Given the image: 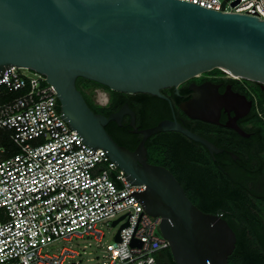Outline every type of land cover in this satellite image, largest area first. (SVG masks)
Segmentation results:
<instances>
[{"label":"water","instance_id":"1","mask_svg":"<svg viewBox=\"0 0 264 264\" xmlns=\"http://www.w3.org/2000/svg\"><path fill=\"white\" fill-rule=\"evenodd\" d=\"M10 66L44 74L69 126L88 145L106 150L132 183L145 185L138 197L145 211L161 217L159 231L176 264H229L236 242L233 229L218 214L199 209L169 169L148 162L145 142L173 130L210 153L220 150L176 119L137 128L127 103L108 115L95 113L76 79L165 98L161 89H176L218 68L264 87V21L183 0H0V74ZM189 89L193 95L179 104L189 117L216 124L223 109L228 114L225 126L249 135L237 124L251 107L244 94L230 85L220 93L211 82L190 84ZM124 115L129 116L130 131L141 134L133 150L104 128L110 121L120 126Z\"/></svg>","mask_w":264,"mask_h":264},{"label":"built area","instance_id":"2","mask_svg":"<svg viewBox=\"0 0 264 264\" xmlns=\"http://www.w3.org/2000/svg\"><path fill=\"white\" fill-rule=\"evenodd\" d=\"M183 1L264 21V0H226L222 10V0ZM0 130L17 147L4 156L0 144V264H65L86 251L48 255L42 248L58 239H100L97 224L109 218L122 221L113 241L100 257L74 264H158L169 241L161 217L138 197L145 185L132 183L106 150L69 126L44 74L15 66L0 74Z\"/></svg>","mask_w":264,"mask_h":264},{"label":"trees","instance_id":"3","mask_svg":"<svg viewBox=\"0 0 264 264\" xmlns=\"http://www.w3.org/2000/svg\"><path fill=\"white\" fill-rule=\"evenodd\" d=\"M208 72L215 75L224 74L218 68ZM227 81L237 86L240 92L252 101L251 113L241 125L244 131L250 133V137L244 138L232 132L233 137L243 141V146L237 150L241 156L239 163H230L229 157L222 163L219 158L222 169L217 160L211 157L191 156L186 147L190 139L179 132L161 136L157 133L148 138L145 142L149 150L148 162L161 163L156 150L158 143H172L170 158L186 195L203 212L221 214L236 235L235 247L228 257V263L264 264V87L245 79L227 78ZM76 87L95 113L108 115L127 103L136 115L135 123L138 128L152 126L158 120V111L154 104L148 106L142 102L145 98L151 102L147 93L127 94L112 91L82 77L76 79ZM96 87L108 90L111 95L108 104L93 103L87 90ZM14 95L15 93H7V96ZM211 126L214 129L219 127L216 124ZM104 128L114 141L130 150H133L141 139V135L130 131L127 119L122 120L120 126L110 121ZM8 134L0 130V144L5 147L4 156L17 151ZM156 259L158 264H176L169 249L158 252Z\"/></svg>","mask_w":264,"mask_h":264},{"label":"flooded vegetation","instance_id":"4","mask_svg":"<svg viewBox=\"0 0 264 264\" xmlns=\"http://www.w3.org/2000/svg\"><path fill=\"white\" fill-rule=\"evenodd\" d=\"M227 78H231V77L228 75H225V74L215 75V74H212L210 72H204V73L199 74L198 76L192 77V78L186 80L185 82L181 83L180 85L177 86L176 89L173 87L161 89L160 92L164 95L165 98L149 94L150 96L148 97V100L150 99L152 103L146 101V98H145V101H142L144 105L152 106L154 104L155 109L158 111V114L156 116L158 118V120L156 121V124L159 121L164 120V119H170V120L176 119L182 126L187 128L191 132L198 134L201 137L207 139L209 142H211L217 149L220 150L219 152L210 153L205 145H203L200 142H196V141H194V140H192L186 136L187 138L190 139L189 143L186 147H187L188 153H190L191 156L196 155V156H202L205 158L211 157L213 160H217L218 165L220 167L222 166V164L219 163V158L222 161V163L225 162L224 160L227 157L230 158V161H231V162L229 161L230 163H234V164L239 163L241 156L239 155L237 150L243 146V141L240 140L236 136L233 137V135H232V132H235L236 134H238V133L234 129H232L228 126H225V122L228 118L227 112H225L223 109L221 110L219 122L216 123V125L219 127L214 129L211 126V124H215V123H210L207 121H203L200 119L189 117L186 113H184L181 110V108L179 107V104L183 101L188 100L193 95L194 91L189 89L190 84L198 86L202 83L211 82L213 84L218 85V91L220 93H223L226 89V86L230 85L231 89L233 91L242 93L237 88V86H235L233 83L227 81ZM185 86H186V88H185ZM96 88H101V87H96ZM102 89L104 90V92L106 94L104 97V102L103 103L98 102L97 99L96 100L93 99V103L96 105H106L110 102V98H111L110 93L108 92V90H106L104 88H102ZM246 98H247V96H246ZM251 110H252V101H251L250 110L247 112V114L244 115L243 117L237 119V124L241 129H243V127L241 125L246 120L247 116L250 115ZM113 111H117V110H113ZM230 115H233L232 111H230ZM125 119H127L129 121V116L124 115L122 120H125ZM135 120H136V115H135ZM135 126H136V123H135ZM148 127H150V126H148ZM145 128H147V127H145ZM171 132H178V131H173V130L162 131V132H159L158 136H161L162 134L171 133ZM245 132L249 134L247 137L241 136L239 134L238 135L241 137H244V138H249L250 133L247 131H245ZM179 133H181V132H179ZM137 134L141 135L140 133H137ZM158 144L159 145L156 148V150L158 151L159 161L161 163H157V164L162 165V166L166 167L167 169H169L170 172L174 175V177L178 180L175 169H174L173 164H172L173 163L172 159L170 158L171 151H172V146H171L172 143L166 142V141H163V142L161 141ZM168 151H170V152H168ZM148 152H149V150L147 149V161H148ZM165 158H167V159H165ZM150 163H152V162H150ZM222 169H223V166H222Z\"/></svg>","mask_w":264,"mask_h":264},{"label":"rangeland","instance_id":"5","mask_svg":"<svg viewBox=\"0 0 264 264\" xmlns=\"http://www.w3.org/2000/svg\"><path fill=\"white\" fill-rule=\"evenodd\" d=\"M225 75H227L224 72ZM90 96L98 102H104L105 92L102 88H94L87 90ZM116 218H109L105 221H100L97 224V228L102 232V237L100 239H95L92 236L77 238L73 237L70 240L58 239L50 244L45 245L42 248V252L48 255L58 254L62 248L66 247L74 250H85V254L74 259L66 261L65 264H74L75 260H81L80 263L85 262V259H89L95 256L100 257L101 253L104 251L106 245L111 243L114 239V235L118 228L121 226L122 221H118L112 224L113 220Z\"/></svg>","mask_w":264,"mask_h":264}]
</instances>
